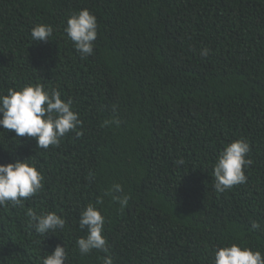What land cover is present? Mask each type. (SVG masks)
I'll return each instance as SVG.
<instances>
[{
    "label": "trees",
    "instance_id": "16d2710c",
    "mask_svg": "<svg viewBox=\"0 0 264 264\" xmlns=\"http://www.w3.org/2000/svg\"><path fill=\"white\" fill-rule=\"evenodd\" d=\"M83 8L97 38L82 58L64 28ZM37 24L53 35L33 41ZM29 84L71 99L83 134L41 149L0 128V163L30 158L44 177L24 207H0V264H42L57 244L65 264H214L231 244L264 255V0H0V94ZM236 139L247 180L220 193L213 165ZM116 183L123 209L105 195ZM90 203L107 254L76 244ZM28 208L64 229L37 234Z\"/></svg>",
    "mask_w": 264,
    "mask_h": 264
},
{
    "label": "clouds",
    "instance_id": "9594fccd",
    "mask_svg": "<svg viewBox=\"0 0 264 264\" xmlns=\"http://www.w3.org/2000/svg\"><path fill=\"white\" fill-rule=\"evenodd\" d=\"M64 32L73 42L81 57L93 53L94 41L97 38V18L86 8L72 13L66 20ZM33 41H45L53 35L51 25L37 24L31 29ZM209 49L201 50V56H207ZM106 125L109 121L104 122ZM82 124L79 114L72 109V100H63L56 89L44 88L43 84H29L19 89L9 88L7 94H0V128L12 130L16 137L35 138L36 145L41 149L59 146L61 138L69 132L82 135L77 127ZM250 145L245 139H236L226 144L213 165L215 177L214 188L223 193L234 185L246 183L244 166L250 163L245 157ZM30 158L9 163H0V207L9 203L15 207H24L23 201L37 194L43 187V175L37 170ZM183 164V159L176 161ZM122 192L118 183L105 192L113 195ZM123 209L129 197L114 196ZM97 204L102 203L98 198ZM29 227L45 236L57 229L63 230L65 219L55 212L37 214L28 208L26 212ZM105 217L93 205L88 204L80 213L79 227L87 229L85 237L78 238L76 244L81 255L96 249L108 253V245L103 235ZM252 229H258L259 223L253 221ZM67 253L65 246L57 244L54 250L43 257L42 264H65ZM103 264H114L110 255H105ZM214 264H264V255L237 244L219 247L214 252Z\"/></svg>",
    "mask_w": 264,
    "mask_h": 264
}]
</instances>
